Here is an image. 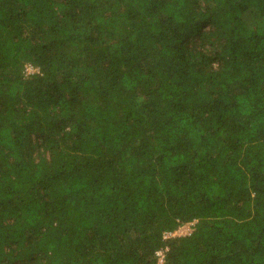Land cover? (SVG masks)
<instances>
[{"label": "trees", "instance_id": "1", "mask_svg": "<svg viewBox=\"0 0 264 264\" xmlns=\"http://www.w3.org/2000/svg\"><path fill=\"white\" fill-rule=\"evenodd\" d=\"M160 251L264 264V0H0V264Z\"/></svg>", "mask_w": 264, "mask_h": 264}, {"label": "built area", "instance_id": "2", "mask_svg": "<svg viewBox=\"0 0 264 264\" xmlns=\"http://www.w3.org/2000/svg\"><path fill=\"white\" fill-rule=\"evenodd\" d=\"M27 68H29L30 70H28ZM27 71L31 72L32 68L30 66L26 67ZM196 221L193 222H189L186 223L184 225H182L176 232L174 233H166L164 235V239L170 238V237H174V236H187L190 235L193 232V229L195 227ZM165 251H160L157 253V256L159 258L158 260V264H163L164 263V254Z\"/></svg>", "mask_w": 264, "mask_h": 264}, {"label": "rangeland", "instance_id": "3", "mask_svg": "<svg viewBox=\"0 0 264 264\" xmlns=\"http://www.w3.org/2000/svg\"><path fill=\"white\" fill-rule=\"evenodd\" d=\"M28 70H30L29 68H27Z\"/></svg>", "mask_w": 264, "mask_h": 264}]
</instances>
